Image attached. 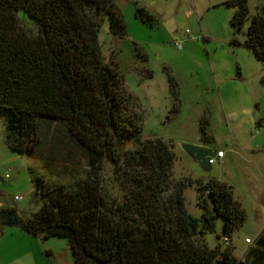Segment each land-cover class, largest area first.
I'll return each mask as SVG.
<instances>
[{"label":"trees","instance_id":"trees-1","mask_svg":"<svg viewBox=\"0 0 264 264\" xmlns=\"http://www.w3.org/2000/svg\"><path fill=\"white\" fill-rule=\"evenodd\" d=\"M248 1H225L234 8V34L250 16ZM19 11L29 16L33 28L21 21ZM106 19L113 38L126 36L123 11L113 0H0L6 145L32 156L45 145L43 129L57 122L87 159L82 174L59 182L30 165L42 205L27 218L15 207L0 206V226L66 238L74 264H246L230 245L220 250L203 239L218 217L228 237L246 221L232 186L217 179L201 182L203 213L187 212L183 189L190 180L172 179L173 143L143 137L144 112L118 65L104 58L99 32ZM244 44L264 63V10L251 15ZM167 77L175 86L174 78ZM202 132L201 140L213 141ZM127 142L133 145L122 149ZM105 161L125 189L119 197L105 189Z\"/></svg>","mask_w":264,"mask_h":264},{"label":"rangeland","instance_id":"rangeland-1","mask_svg":"<svg viewBox=\"0 0 264 264\" xmlns=\"http://www.w3.org/2000/svg\"><path fill=\"white\" fill-rule=\"evenodd\" d=\"M113 1L123 11L127 34L113 38L106 19L99 40L105 60L118 65L128 90L141 93L140 81L152 72L156 83L164 82L167 75L176 82L172 87L168 81L170 95L160 92L156 101L139 106L144 112L143 137L171 141L176 154L172 179L190 180L183 189L187 212L196 217L203 213L198 188L201 182H226L247 214L235 236L239 232L255 235L261 218L247 189L246 174L258 185L259 196L254 201L264 210V126H258L264 121V63L244 40L251 15L264 10V0L248 1L250 16L237 34L230 24L234 8L227 6L226 0ZM140 9L151 17L147 19ZM18 16L33 28L26 13L19 11ZM6 119L7 112L0 109V206L15 207L27 218L42 205L33 188L30 165L44 172L49 181L59 182L82 174L87 159L70 145L57 122L45 125L42 150L29 157L16 154L5 143ZM203 129L213 141L201 140ZM186 143H206L214 153L221 149L223 162L211 164L210 170L201 169L183 150ZM132 145L127 142L122 149ZM257 162H262L260 168ZM102 178L112 196L125 192L109 161H105ZM206 199L211 207L207 194ZM224 236L223 221L218 217L203 239L209 247L223 250ZM0 264H74V258L64 237L43 238L19 226L3 225Z\"/></svg>","mask_w":264,"mask_h":264},{"label":"crops","instance_id":"crops-1","mask_svg":"<svg viewBox=\"0 0 264 264\" xmlns=\"http://www.w3.org/2000/svg\"><path fill=\"white\" fill-rule=\"evenodd\" d=\"M150 71V70H149ZM142 80V79H140ZM140 91L141 93H135L134 96L137 98L140 106L143 108L146 106L145 102L153 103L157 100V96L160 92H168L170 95V86L168 83V77L164 80V82L156 83L154 80L153 72L148 74L146 80L140 81ZM221 94V87H218V93ZM261 119L257 122L259 123ZM199 146H205L207 148L208 145L206 143H195ZM221 149H218V151ZM213 156L216 157V153L213 152ZM225 153L222 157H216V161L223 162V158ZM215 161V162H216ZM214 164V163H213ZM257 168L262 166V162L256 163ZM247 177V189H249L250 193L252 194L253 202L255 205V211L257 212V217L261 218L260 223L258 224V229L255 235H247L242 234L241 232L237 233L235 236V230L229 236L230 238V247L233 255L241 261H245L246 264H264V210L262 207L259 208V203L254 201L255 196H259L258 194V185H255L254 178L250 174H246ZM263 185H264V175H263ZM264 188V186H263ZM237 231L240 230L239 228L236 229ZM220 239V237H218ZM247 239H250L248 242Z\"/></svg>","mask_w":264,"mask_h":264},{"label":"water","instance_id":"water-1","mask_svg":"<svg viewBox=\"0 0 264 264\" xmlns=\"http://www.w3.org/2000/svg\"><path fill=\"white\" fill-rule=\"evenodd\" d=\"M185 153L203 170H210L211 164L209 163L213 151L205 146L182 144ZM216 264H223L222 260H217Z\"/></svg>","mask_w":264,"mask_h":264},{"label":"built area","instance_id":"built-area-1","mask_svg":"<svg viewBox=\"0 0 264 264\" xmlns=\"http://www.w3.org/2000/svg\"><path fill=\"white\" fill-rule=\"evenodd\" d=\"M258 126H259V128H262V127L264 126V121H261V122L258 124ZM223 155H224V152H223L222 150H219V151L216 152V157H222ZM216 157L212 155V156L210 157L209 163H210V164L215 163V161H216ZM6 175L8 176V174H6ZM17 198H18V196H15V199H17ZM223 241H224V243H225V246L230 245V238H229L228 236H224V237H223ZM247 241L249 242L250 239H247Z\"/></svg>","mask_w":264,"mask_h":264}]
</instances>
